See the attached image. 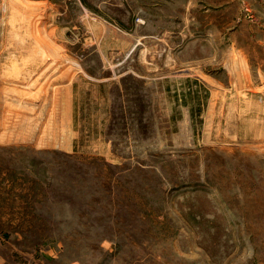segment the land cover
Segmentation results:
<instances>
[{"label": "rangeland", "instance_id": "374dc122", "mask_svg": "<svg viewBox=\"0 0 264 264\" xmlns=\"http://www.w3.org/2000/svg\"><path fill=\"white\" fill-rule=\"evenodd\" d=\"M1 256L264 264V0H0Z\"/></svg>", "mask_w": 264, "mask_h": 264}, {"label": "crops", "instance_id": "0c3cea01", "mask_svg": "<svg viewBox=\"0 0 264 264\" xmlns=\"http://www.w3.org/2000/svg\"><path fill=\"white\" fill-rule=\"evenodd\" d=\"M3 258H2V256L0 257V264H3Z\"/></svg>", "mask_w": 264, "mask_h": 264}, {"label": "bare ground", "instance_id": "6f19581e", "mask_svg": "<svg viewBox=\"0 0 264 264\" xmlns=\"http://www.w3.org/2000/svg\"><path fill=\"white\" fill-rule=\"evenodd\" d=\"M45 55H47V54H45ZM51 57V56H50ZM50 68V67H49Z\"/></svg>", "mask_w": 264, "mask_h": 264}]
</instances>
